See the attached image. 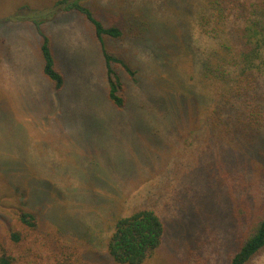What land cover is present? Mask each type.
Returning a JSON list of instances; mask_svg holds the SVG:
<instances>
[{
  "label": "rangeland",
  "instance_id": "obj_1",
  "mask_svg": "<svg viewBox=\"0 0 264 264\" xmlns=\"http://www.w3.org/2000/svg\"><path fill=\"white\" fill-rule=\"evenodd\" d=\"M59 1L0 0V244L8 246V234L21 228L20 212H31L44 255L62 243L78 248L79 264H112L106 242L117 219L152 209L164 238L144 264H225L233 229L195 214L200 173L213 160L201 155L204 119L164 117L156 92L192 89L219 46L197 22L206 1H79L124 32L104 38L135 72L115 65L128 98L123 111L107 99L102 45L91 24L60 11ZM45 35L65 77L60 93L43 75ZM259 80L264 92V73ZM240 173L239 189L263 203L264 171ZM191 249L200 259L188 256ZM249 264H264V250Z\"/></svg>",
  "mask_w": 264,
  "mask_h": 264
},
{
  "label": "trees",
  "instance_id": "obj_2",
  "mask_svg": "<svg viewBox=\"0 0 264 264\" xmlns=\"http://www.w3.org/2000/svg\"><path fill=\"white\" fill-rule=\"evenodd\" d=\"M68 1H59L64 7L60 11L77 12L91 24L102 45L107 99L123 111L128 98L115 65L131 75L135 72L108 51L104 38L119 39L124 32L118 23L106 27L80 0L69 5ZM205 1L207 11L200 13L197 22L203 34L219 40V46L206 56L192 89L187 87L186 93L178 87L168 93L156 91L157 103H163L160 108L166 118L180 114L204 119V137L210 139L211 133L213 139L208 142L204 138L201 155L209 153L213 160L202 167L200 174L204 177L201 192L196 195L195 214L233 229V246L225 264H249L264 250V202L239 189L244 176L240 168L257 166L264 171V92L259 91V78L264 73V0ZM41 52L43 75L60 93L65 77L57 69L47 35ZM19 222L21 228L8 234L9 245L0 244V264H45L46 258L54 264H79L76 246L61 243L49 256L43 254L39 220L33 213L20 212ZM163 238L160 216L152 209H140L117 219L106 247L112 264H144L161 248ZM45 246L49 247L47 241ZM188 256L200 259L193 249Z\"/></svg>",
  "mask_w": 264,
  "mask_h": 264
}]
</instances>
